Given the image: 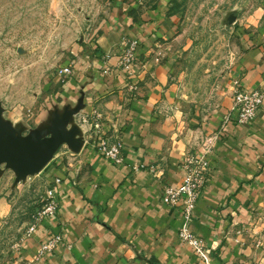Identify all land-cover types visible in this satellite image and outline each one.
<instances>
[{"label":"crops","instance_id":"0c3cea01","mask_svg":"<svg viewBox=\"0 0 264 264\" xmlns=\"http://www.w3.org/2000/svg\"><path fill=\"white\" fill-rule=\"evenodd\" d=\"M124 6L113 9L96 43L73 62L52 108L41 109L36 121L19 123L28 136L46 129L55 111L75 109L83 99L68 128L81 130L78 153L62 146L42 173L18 184L12 171L0 169V232L13 228L15 220L27 231L20 198L36 187L37 202L28 207L32 214L50 186L59 204L57 215L22 239L6 264H264V101L246 125L238 124L233 109L236 90L264 93V26L255 37L243 38L241 55L209 91L215 103L203 107L184 58L191 41L183 42L160 10L137 12L138 23L129 13L137 6ZM126 36L139 44L132 77L119 69ZM157 45L165 50L160 61L154 57ZM94 111L103 117V136L111 143L122 140L123 165L95 149L97 139L83 122ZM216 132L220 139L191 224L206 243L205 257L199 258L178 237L181 207L165 205L162 196L165 186L182 184L185 161ZM57 179L61 182L54 184ZM55 237L61 243L40 258L42 246Z\"/></svg>","mask_w":264,"mask_h":264},{"label":"rangeland","instance_id":"374dc122","mask_svg":"<svg viewBox=\"0 0 264 264\" xmlns=\"http://www.w3.org/2000/svg\"><path fill=\"white\" fill-rule=\"evenodd\" d=\"M132 4L137 8L129 13L138 23L137 12L160 10L165 20L173 22L183 42L191 41L184 58L186 65H191L190 87L203 107L215 103V98L209 99V91L220 85L241 55L243 38L255 37L264 26V0H0L3 118L31 123L41 109L52 108L53 95L67 80L59 71L72 68L81 52L96 43L100 27L115 7L124 9ZM129 41L134 40L121 39L120 58L124 43ZM156 48L154 57L160 61L165 50L161 45ZM20 200L26 203L20 220L31 225L36 212L32 214L28 207L37 202V187ZM261 221L264 223V211ZM18 222L15 220L9 231L0 232V264L13 258L11 253L24 239L26 229Z\"/></svg>","mask_w":264,"mask_h":264},{"label":"built area","instance_id":"2783aa9c","mask_svg":"<svg viewBox=\"0 0 264 264\" xmlns=\"http://www.w3.org/2000/svg\"><path fill=\"white\" fill-rule=\"evenodd\" d=\"M138 46V42L134 40L124 43L122 48L119 69L129 77L135 74L138 63ZM72 72L71 67H64L59 71V75L68 78L72 75ZM263 101L264 93L260 91L236 90L233 97V109L237 113L238 124L246 125L254 121L263 105ZM102 121L101 114L94 111L92 115L85 117L83 122L90 125V134L97 139L95 149L114 165H123L125 161L123 142L120 138H117L115 142L111 143L109 139L105 138L102 134ZM219 139V132L204 138L200 142L199 154L191 156L185 161L186 175L182 184L177 187L165 186L163 189V203L173 208L181 207L182 226L178 233L180 241L191 247L199 258L205 257L206 243L203 238L192 231L191 224L210 173L209 157L215 152ZM60 182L61 180L57 179L54 184ZM46 194L47 199L34 215L33 221L25 233L24 240L30 238L36 232L45 218L54 217L58 213L59 204L54 187L50 186ZM60 243L61 237L50 239L42 246L39 257L49 255Z\"/></svg>","mask_w":264,"mask_h":264},{"label":"water","instance_id":"95a60500","mask_svg":"<svg viewBox=\"0 0 264 264\" xmlns=\"http://www.w3.org/2000/svg\"><path fill=\"white\" fill-rule=\"evenodd\" d=\"M83 107V99L75 109L65 108L63 112L55 111L46 129H37L24 136L22 125H13L3 118L0 105V169L12 171L16 184L39 175L54 160L62 146L78 153L83 141L78 125H72L74 118ZM74 124V123H73Z\"/></svg>","mask_w":264,"mask_h":264}]
</instances>
